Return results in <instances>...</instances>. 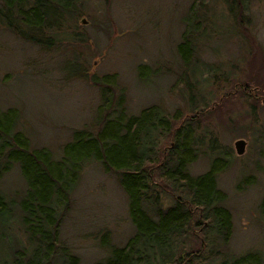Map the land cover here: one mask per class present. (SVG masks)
<instances>
[{
  "label": "rangeland",
  "instance_id": "obj_1",
  "mask_svg": "<svg viewBox=\"0 0 264 264\" xmlns=\"http://www.w3.org/2000/svg\"><path fill=\"white\" fill-rule=\"evenodd\" d=\"M191 1L71 0L58 24L35 34L42 44L0 27V109L15 108V129L32 146L55 155L72 130L91 125L99 98L91 75L116 74L128 114L150 104H158L166 114L181 110L182 120L194 127L197 155L188 165L189 174H201L215 158L227 163L215 180L230 213V238L217 255L195 243V264L246 252L256 253L258 264H264V0H235L233 9H228L231 0H209L208 8H200L205 28L195 36L192 55L183 66L176 45ZM138 65H145L143 79L137 78ZM187 84L193 94L190 103ZM236 139L244 142L241 154L234 151ZM168 142L159 140V153ZM148 170L154 173L155 165ZM158 186L170 196L163 197V204L171 203L170 189L160 180ZM22 190L16 167L0 177V191L7 199ZM17 225L15 218L3 224L4 259L9 244L18 247L23 242ZM190 229L200 235L199 227ZM58 233L60 244L80 264L103 258L107 249L102 243L125 242L133 227L115 174L103 172L95 162L82 167Z\"/></svg>",
  "mask_w": 264,
  "mask_h": 264
},
{
  "label": "trees",
  "instance_id": "obj_2",
  "mask_svg": "<svg viewBox=\"0 0 264 264\" xmlns=\"http://www.w3.org/2000/svg\"><path fill=\"white\" fill-rule=\"evenodd\" d=\"M208 1L192 0L182 18L176 52L183 66L192 55L195 36L205 28L200 8L207 7ZM70 2L0 0V27L22 40L42 44L44 40L36 35L58 24ZM235 5L231 0L228 9ZM143 67H137L138 79H143ZM89 80L99 96L91 125L72 130L56 155L46 147L32 146L25 134L15 129V108L0 109V177L16 167L23 182V190L13 199L0 191V239L5 238L4 222L15 218L23 241L18 247L9 244L8 256L0 255V264H80L78 257L60 244L58 228L70 192L87 162L115 174L133 227L121 246L102 243L107 254L91 264H195L191 253L197 242L200 247L212 248L214 255L220 253L230 238L231 220L215 178L227 163L215 158L204 172L190 175L188 165L197 155L194 127L182 120L181 110L166 114L158 104H150L128 114L124 87H119L116 74L91 75ZM187 90L190 103V84ZM164 138L169 142L159 153L158 142ZM149 165H155L154 173L148 170ZM157 180L170 189L171 203L163 204V197L170 196L163 195ZM263 206L264 200L261 213ZM190 227H199L200 235ZM196 255L199 258L200 253ZM258 260L256 253L246 252L216 263L201 260L200 264H258Z\"/></svg>",
  "mask_w": 264,
  "mask_h": 264
},
{
  "label": "water",
  "instance_id": "obj_3",
  "mask_svg": "<svg viewBox=\"0 0 264 264\" xmlns=\"http://www.w3.org/2000/svg\"><path fill=\"white\" fill-rule=\"evenodd\" d=\"M243 145H244V142L242 139H236L233 142L234 151L236 154H241L243 152Z\"/></svg>",
  "mask_w": 264,
  "mask_h": 264
}]
</instances>
